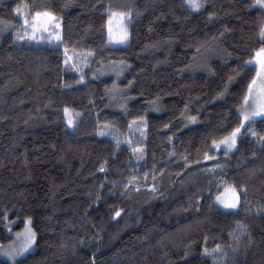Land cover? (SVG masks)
I'll return each instance as SVG.
<instances>
[{"label":"trees","instance_id":"16d2710c","mask_svg":"<svg viewBox=\"0 0 264 264\" xmlns=\"http://www.w3.org/2000/svg\"><path fill=\"white\" fill-rule=\"evenodd\" d=\"M34 1L0 0V22ZM37 1L59 19L60 44L0 38V243L29 218L35 249L21 264H214L203 249L217 245L216 264H264V117L245 122L234 150L213 148L240 126L264 10L254 0H204L199 11L185 0ZM109 7L130 13L123 42L109 39ZM112 29L118 37L121 21ZM215 43L222 60L189 71ZM87 59L129 64L120 102ZM227 186L236 208L216 200Z\"/></svg>","mask_w":264,"mask_h":264},{"label":"snow or ice","instance_id":"6c2138e0","mask_svg":"<svg viewBox=\"0 0 264 264\" xmlns=\"http://www.w3.org/2000/svg\"><path fill=\"white\" fill-rule=\"evenodd\" d=\"M186 5L194 11H199L204 7V0H185ZM249 7H259L261 10H264V0H254L252 5ZM15 13L17 16L24 15L25 18L23 20V26L25 28L23 35H18V39H30V40H37L43 39V33H48L49 41L52 40L54 37L55 40L60 41L61 35L59 31H54L52 26L54 25L55 29L60 28V24L57 22V18L53 12L45 10L43 12H36L33 16L32 20L30 21L27 19V13H22L21 8L17 7L15 9ZM129 12H117L112 11L111 7L108 9V33L109 39H118L120 42L127 40L129 33L126 28L123 27L122 22L125 19L129 18ZM210 17L213 15L212 13L209 14ZM121 21V29L119 36L113 35L112 29V22L113 20ZM5 22H0V31H4L6 27H8ZM28 28H31V34L28 32ZM37 33L41 35L38 36ZM260 38L261 41L264 42V26L260 29ZM254 61V66L256 68L255 76H253L252 80L247 85V94L243 97V105L241 107L240 112V126L232 129L230 135L224 137L223 140L216 142L213 141V144L216 147H219L220 144H224L227 148L231 149L235 147L238 135L241 133L242 128L246 126L245 122H250L251 120L255 119L256 117H264V45H262L259 49L255 50L254 56L245 62V66L252 65ZM83 79V77H81ZM233 77H229L228 80L231 82ZM227 90V85L225 86V91ZM223 95V92L221 93ZM256 101L255 106L249 108V102ZM65 117L68 120V124H73V118L71 117L70 110L65 108ZM191 119H195L194 117ZM103 135L104 133H99ZM253 136L256 135L255 132L251 133ZM261 141H264V137L260 138ZM133 151H139V149H134ZM205 159H209L207 155L204 157ZM103 170V169H101ZM131 183V181H129ZM127 187V185L125 186ZM242 191H246V189H241ZM153 191L155 188L153 187ZM225 193H228L227 197H225L224 193H221L216 196L217 202L222 204L225 208H236L237 204L239 203V194L235 187L227 186L225 188ZM121 212L116 211L115 216H120ZM237 227L241 230V233L246 228L245 225L239 224ZM19 236V234H17ZM35 233L28 229L25 235V242L19 246H10L8 250L0 251V256L5 257L4 264H21L22 259L26 258V254L28 253L29 249L32 247L33 242L35 241ZM238 239V237H237ZM221 251L220 246L217 245L216 248L209 251L207 248L203 249V254L207 256H212L214 259V264H216L217 254ZM226 255V254H225Z\"/></svg>","mask_w":264,"mask_h":264},{"label":"rangeland","instance_id":"374dc122","mask_svg":"<svg viewBox=\"0 0 264 264\" xmlns=\"http://www.w3.org/2000/svg\"><path fill=\"white\" fill-rule=\"evenodd\" d=\"M132 3H133L132 0H128L127 6L131 7ZM41 5H42L41 2L36 0V1L32 2V4L21 3L20 8H21L22 13H27V19H29L31 21L36 12H38V11L43 12L46 10ZM116 6H119V5H116ZM14 16H15V21L9 22V23L6 22V24L9 26L6 27L4 31H0V38L5 34L11 33L14 35V38L21 43H27V44H32V45H58V44H60V41L55 40L54 37L52 38L51 41H49L47 32H44L42 34L43 39H37V40H30L27 38H25L23 40L18 39V35H23L24 31H25V28L23 26V20H24L25 16L24 15L17 16V14L15 13V10H14ZM57 22L60 24V21L58 18H57ZM52 29L54 31L60 32V28L55 29L54 25L52 26ZM28 32H29V34H31V28H28ZM37 35L40 36L41 34L37 33ZM222 56H223V51H222L220 45H216V43H215L212 46H209L208 49L205 50L204 52L196 55V57H194L192 64L189 66L188 70L192 71V72H198V71L209 72V62L212 60H222V58H223ZM252 66H254V61H253ZM84 68L85 69L90 68L92 71H94V76L97 78L109 80V82L111 84L110 86H112V87L107 93L109 94L108 98L111 101L115 100L114 102H112L113 104H117L118 102H120L122 100V98L124 97V94H120L119 88H120V86H122L121 82L123 81L124 76H125L128 68H129V64L126 61L115 60V61H111L109 63H100L97 66L95 62H93V61L91 62V61H89V59H87L84 62ZM219 98H221V97H219ZM243 103H244V101H243ZM243 103H242V105H243ZM255 103H256V101L250 100L249 108L254 107ZM242 105H241V107H242ZM241 107L239 108V113L241 112ZM189 121H192L191 118H189ZM228 135H230V134H228ZM223 139H224V137L220 138L216 142H219ZM235 147H236V145H235ZM235 147L229 149L224 144H220L219 147H216V145L213 144V148L216 151L220 150V149L232 151L235 149ZM217 167L218 166H212L209 169H214ZM228 195H230V194H228ZM228 195L225 194V197H227ZM28 229H31V231L34 232L32 226H31V223H30V219L25 218L23 225H22V228L16 232H12V238L8 242L0 243V251L8 250L10 246H15V247L21 246L25 242V235H26V232ZM17 234H19V236ZM34 249H35V241L33 242V245L29 249L28 253L33 251ZM0 258L4 259V260L6 259L5 257H2V256H0Z\"/></svg>","mask_w":264,"mask_h":264}]
</instances>
